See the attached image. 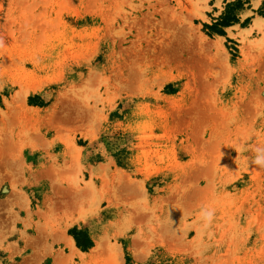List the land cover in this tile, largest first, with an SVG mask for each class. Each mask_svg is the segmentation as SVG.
I'll list each match as a JSON object with an SVG mask.
<instances>
[{"label": "rangeland", "instance_id": "rangeland-1", "mask_svg": "<svg viewBox=\"0 0 264 264\" xmlns=\"http://www.w3.org/2000/svg\"><path fill=\"white\" fill-rule=\"evenodd\" d=\"M260 19L0 0V264H264Z\"/></svg>", "mask_w": 264, "mask_h": 264}, {"label": "trees", "instance_id": "trees-1", "mask_svg": "<svg viewBox=\"0 0 264 264\" xmlns=\"http://www.w3.org/2000/svg\"><path fill=\"white\" fill-rule=\"evenodd\" d=\"M239 2H237V6H239ZM230 11L233 9V5H230V7L228 8ZM229 11V12H230ZM226 13L225 15H224V17H222V19H221V21L220 22H218V23H216V24H214L213 26H211V27H209V28H211V29H213L214 27H216V25H222V26H227V25H230L231 23H233V22H236L237 21V19H236V17L235 16H232L230 13ZM217 33H220L221 31L220 30H218V29H214Z\"/></svg>", "mask_w": 264, "mask_h": 264}, {"label": "bare ground", "instance_id": "bare-ground-1", "mask_svg": "<svg viewBox=\"0 0 264 264\" xmlns=\"http://www.w3.org/2000/svg\"><path fill=\"white\" fill-rule=\"evenodd\" d=\"M262 21H264V20H261V19H260V20L258 21V23H260V22H262ZM70 243H71V244H70L71 249H69V250H71L73 253H75L76 250H75V248H74L75 245H74V241L72 240V238H71V242H70ZM71 251H70V252H71Z\"/></svg>", "mask_w": 264, "mask_h": 264}, {"label": "clouds", "instance_id": "clouds-1", "mask_svg": "<svg viewBox=\"0 0 264 264\" xmlns=\"http://www.w3.org/2000/svg\"><path fill=\"white\" fill-rule=\"evenodd\" d=\"M257 162H259V161H257Z\"/></svg>", "mask_w": 264, "mask_h": 264}]
</instances>
